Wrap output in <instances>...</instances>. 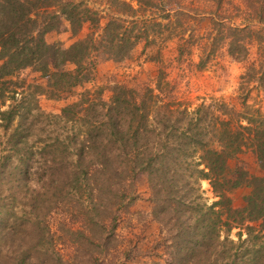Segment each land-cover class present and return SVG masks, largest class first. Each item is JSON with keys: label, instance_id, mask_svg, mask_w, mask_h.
Segmentation results:
<instances>
[{"label": "trees", "instance_id": "trees-1", "mask_svg": "<svg viewBox=\"0 0 264 264\" xmlns=\"http://www.w3.org/2000/svg\"><path fill=\"white\" fill-rule=\"evenodd\" d=\"M86 1L0 0V264H104L137 173L167 253L149 264H264V177L229 165L249 151L264 166V114L248 102L264 89V0ZM62 22L78 35L66 48L44 39ZM138 44L159 64L152 86L114 83L107 99L85 86L98 53L118 60ZM225 57L241 69L237 104L191 106L179 94L184 68L219 76ZM25 68L30 82L19 79ZM38 96L70 101L51 114ZM16 196L32 208L48 196V206L20 213Z\"/></svg>", "mask_w": 264, "mask_h": 264}, {"label": "rangeland", "instance_id": "rangeland-1", "mask_svg": "<svg viewBox=\"0 0 264 264\" xmlns=\"http://www.w3.org/2000/svg\"><path fill=\"white\" fill-rule=\"evenodd\" d=\"M100 0H87L86 3L95 5ZM188 6H196V1L186 0ZM202 24L201 26H203ZM83 31V30H82ZM81 31V32H82ZM81 34V33H80ZM78 35L72 36L68 31L66 22H62L59 29L47 32L44 39L48 43L59 42L62 48H66ZM141 44H138L132 49L128 55L118 60L106 58L103 53H98L95 63V79L94 83L85 85L92 90L96 86L102 88V98L107 99L109 96V87L114 83L130 87L139 88L141 85H151L155 81L159 64L153 60H149V55H143L140 52ZM163 56L166 63L174 56V44L169 43L163 51ZM169 78H174L177 72V63L172 61ZM70 68V64L65 65ZM218 69L219 76L210 70L195 71L192 68H184V73L180 77L179 94L182 98L192 103L191 106L197 104L201 98L209 96L221 98L229 101L232 104H237L235 97V88L237 84V76L241 69L238 63L223 58L220 61ZM173 69V70H172ZM24 79L25 82H30L34 78V74L28 68L21 70L19 79ZM80 90L76 88V91ZM70 99H49L45 96H38L37 103L39 107L46 113L57 114L60 108ZM249 103L264 114V89L252 90L250 93ZM231 167L237 166L253 175H261L264 177V166L260 167L254 155L247 151L240 153L237 157L229 161ZM200 187L203 191V196L207 201L213 200V195L206 180L200 181ZM133 188L135 191V199L130 205V212L122 214L114 231L113 244L116 245L115 251L109 250L104 264H112L117 260L126 264H149L150 260H157L163 263L167 259V253L164 245L158 240V224L151 218L149 191L145 176L143 173H137L133 179ZM249 188L241 186L234 189L231 193V204L235 208H240L243 204V196L248 192ZM19 202L23 203L19 206V212H36L40 213L46 210L48 206V196H43V202L37 203L35 208L26 205L29 196H16ZM39 207V208H38ZM42 208V210H41ZM235 228L230 230V237L234 238ZM124 250L127 257L117 255V251ZM73 250L71 254L74 256ZM76 256L77 252L75 253ZM126 255V254H125ZM77 258L74 256V259Z\"/></svg>", "mask_w": 264, "mask_h": 264}]
</instances>
